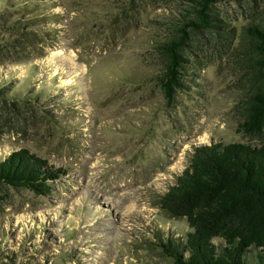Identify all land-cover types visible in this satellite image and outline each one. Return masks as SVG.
<instances>
[{
    "label": "rangeland",
    "instance_id": "obj_1",
    "mask_svg": "<svg viewBox=\"0 0 264 264\" xmlns=\"http://www.w3.org/2000/svg\"><path fill=\"white\" fill-rule=\"evenodd\" d=\"M187 0H0V159L57 169L41 192L0 186V264H170L187 222L158 198L210 142L264 144L240 125L258 84L246 26L264 0H218L189 30L183 87L165 58ZM175 21V20H174Z\"/></svg>",
    "mask_w": 264,
    "mask_h": 264
},
{
    "label": "trees",
    "instance_id": "obj_2",
    "mask_svg": "<svg viewBox=\"0 0 264 264\" xmlns=\"http://www.w3.org/2000/svg\"><path fill=\"white\" fill-rule=\"evenodd\" d=\"M218 0H187L186 11L174 17L171 32L157 45L165 63L160 87L166 98L183 87L180 76L189 30L212 29ZM258 84L250 93L241 126L245 131L264 126V21L247 25ZM57 169L26 150L0 159V186L28 187L41 192ZM172 218L187 222L184 242L170 243V264H264V144L210 142L193 147L182 173L158 198Z\"/></svg>",
    "mask_w": 264,
    "mask_h": 264
}]
</instances>
